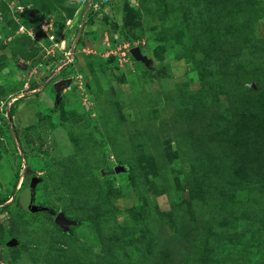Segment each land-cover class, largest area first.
Segmentation results:
<instances>
[{
    "label": "rangeland",
    "instance_id": "374dc122",
    "mask_svg": "<svg viewBox=\"0 0 264 264\" xmlns=\"http://www.w3.org/2000/svg\"><path fill=\"white\" fill-rule=\"evenodd\" d=\"M0 264H264V0H0Z\"/></svg>",
    "mask_w": 264,
    "mask_h": 264
},
{
    "label": "water",
    "instance_id": "95a60500",
    "mask_svg": "<svg viewBox=\"0 0 264 264\" xmlns=\"http://www.w3.org/2000/svg\"><path fill=\"white\" fill-rule=\"evenodd\" d=\"M76 41V40H75ZM131 53L134 55L136 59L143 60L142 56L140 55L137 48L131 49ZM122 171V168H121ZM36 183V179H33L31 182V186ZM20 206L23 210H26L28 213L38 212L42 209H38V207L34 206L31 202V193L29 189H25L20 195ZM54 222L57 226H59L63 232H67L69 227L74 225V222L70 221L69 219L65 218L63 214L58 213L55 216ZM12 242V241H10Z\"/></svg>",
    "mask_w": 264,
    "mask_h": 264
},
{
    "label": "trees",
    "instance_id": "16d2710c",
    "mask_svg": "<svg viewBox=\"0 0 264 264\" xmlns=\"http://www.w3.org/2000/svg\"><path fill=\"white\" fill-rule=\"evenodd\" d=\"M18 0H16V2H17ZM44 1H49V0H31V4H32V7H33V9H38L41 5H42V3L44 2ZM55 2H63V1H65V0H54ZM19 204H20V202H19ZM21 207V206H20ZM22 208V207H21Z\"/></svg>",
    "mask_w": 264,
    "mask_h": 264
}]
</instances>
